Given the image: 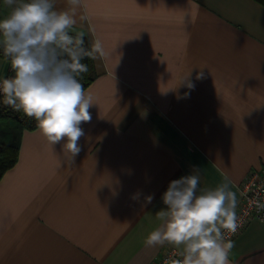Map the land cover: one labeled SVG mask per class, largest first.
Returning <instances> with one entry per match:
<instances>
[{
  "label": "crops",
  "instance_id": "crops-1",
  "mask_svg": "<svg viewBox=\"0 0 264 264\" xmlns=\"http://www.w3.org/2000/svg\"><path fill=\"white\" fill-rule=\"evenodd\" d=\"M10 11L0 0V18ZM77 33L104 50L84 89L92 120L74 164L38 127L22 131L0 179V264H151L182 252L145 244L171 180L196 167L200 194L227 177L238 206L244 177L264 173L263 4L81 0ZM231 240L230 264H264V222Z\"/></svg>",
  "mask_w": 264,
  "mask_h": 264
},
{
  "label": "clouds",
  "instance_id": "clouds-1",
  "mask_svg": "<svg viewBox=\"0 0 264 264\" xmlns=\"http://www.w3.org/2000/svg\"><path fill=\"white\" fill-rule=\"evenodd\" d=\"M3 3L11 11L0 18V48L14 75L0 79L2 102L34 119L48 142L53 147L61 144L68 163L74 164L81 151L79 141L85 136L81 124L91 122L89 108L95 103L80 82L81 74L89 70L82 61L102 57L103 46L96 41L86 48L83 33L70 34L81 0H65L63 9L56 7L57 0ZM186 78L180 82L193 88ZM199 182L196 167L191 174L169 182L161 197L165 207L156 212L160 224L145 244L182 247L183 259L175 264H230L235 242L226 239L225 233L235 234L240 226L236 194L229 189L227 177L216 188L197 194ZM152 200L153 195L145 196V203ZM252 204L264 210L259 200Z\"/></svg>",
  "mask_w": 264,
  "mask_h": 264
},
{
  "label": "trees",
  "instance_id": "trees-1",
  "mask_svg": "<svg viewBox=\"0 0 264 264\" xmlns=\"http://www.w3.org/2000/svg\"><path fill=\"white\" fill-rule=\"evenodd\" d=\"M264 5V0H256ZM84 46L90 49L88 39L84 37ZM0 57L6 58L0 48ZM83 63L87 64L88 72L81 74L80 82L84 89L95 77L93 60L85 58ZM37 127L34 119L27 117L22 111H13L8 106H3L0 115V179L3 174L15 165L18 159L19 143L22 131Z\"/></svg>",
  "mask_w": 264,
  "mask_h": 264
},
{
  "label": "built area",
  "instance_id": "built-area-1",
  "mask_svg": "<svg viewBox=\"0 0 264 264\" xmlns=\"http://www.w3.org/2000/svg\"><path fill=\"white\" fill-rule=\"evenodd\" d=\"M14 73L9 67L5 75H0V79L13 76ZM3 97L0 95V115L4 106ZM241 198L235 211L240 222L235 234L225 233L226 239H232L239 234L252 219H257L264 222V210H257L254 204L250 205L253 200H259L264 203V173L250 171L242 180L239 186ZM181 251L167 247L163 250L161 256L151 264H175L176 261L182 260Z\"/></svg>",
  "mask_w": 264,
  "mask_h": 264
},
{
  "label": "rangeland",
  "instance_id": "rangeland-1",
  "mask_svg": "<svg viewBox=\"0 0 264 264\" xmlns=\"http://www.w3.org/2000/svg\"><path fill=\"white\" fill-rule=\"evenodd\" d=\"M8 62H9L8 59H6V58H0V74H3L4 73L3 70L6 67L5 65H7ZM8 64L10 65V63H8ZM5 70H6V68H5Z\"/></svg>",
  "mask_w": 264,
  "mask_h": 264
}]
</instances>
